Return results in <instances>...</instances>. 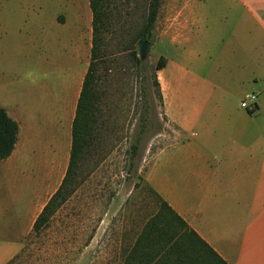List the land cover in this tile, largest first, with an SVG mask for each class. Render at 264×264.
Returning a JSON list of instances; mask_svg holds the SVG:
<instances>
[{
  "label": "crops",
  "instance_id": "obj_1",
  "mask_svg": "<svg viewBox=\"0 0 264 264\" xmlns=\"http://www.w3.org/2000/svg\"><path fill=\"white\" fill-rule=\"evenodd\" d=\"M167 5L166 36L183 43L189 73L198 70V88L190 91L199 99L192 113L172 120L180 127L178 138L153 155L146 184L227 264H264V0H168ZM91 40L89 27L82 43L87 56L80 57L82 46L77 53L86 62L82 73L72 69L59 86L43 87L39 99L31 85L14 103L6 88L0 93V108L18 124L14 150L0 161V264L19 253L65 176ZM179 69L178 63L159 71L167 108L166 73ZM186 81L182 76L181 85ZM211 84L221 98L217 114L203 116ZM237 92L239 105L230 110L224 98ZM250 93L257 96L252 114L240 106ZM196 124L198 134L187 135L186 128Z\"/></svg>",
  "mask_w": 264,
  "mask_h": 264
},
{
  "label": "rangeland",
  "instance_id": "obj_2",
  "mask_svg": "<svg viewBox=\"0 0 264 264\" xmlns=\"http://www.w3.org/2000/svg\"><path fill=\"white\" fill-rule=\"evenodd\" d=\"M162 1L152 45L141 53L137 44L140 59L151 68L147 92L155 122L136 168L128 171L126 152L141 114L140 81L131 72L119 73L104 85L108 132L102 151L84 162L68 200L38 233L30 232L24 238L21 250L9 264H124L141 221L157 209L145 173L153 155L178 138L180 127L173 121L192 113L199 99L190 91L198 88V70L191 75L184 62L183 43L168 40V0ZM89 27V0H0V93L6 88L14 103L22 89L31 85L33 96L39 99L43 87L59 86L72 69L77 67L80 75L86 62L79 58L88 53L87 44L82 43ZM79 46L81 56L77 57ZM160 56L166 58L169 68L180 64L178 71L166 73L170 83L167 96L171 99L168 108L161 85L162 105L151 86L153 67ZM182 76H186L189 88L181 85ZM210 87L203 116L216 115L221 98L220 91L212 84ZM240 95L237 92L224 98L230 101V110L235 103L239 105ZM185 133L197 135L198 125L186 128Z\"/></svg>",
  "mask_w": 264,
  "mask_h": 264
},
{
  "label": "trees",
  "instance_id": "obj_3",
  "mask_svg": "<svg viewBox=\"0 0 264 264\" xmlns=\"http://www.w3.org/2000/svg\"><path fill=\"white\" fill-rule=\"evenodd\" d=\"M162 3V0H89L92 35L89 65L72 123L69 163L59 189L36 218L31 232L38 233L48 223L73 192L71 187L77 182L84 162L93 153L102 151L108 132L104 85L119 73L131 72V76L136 75L140 81L141 114L126 152L128 171L136 168L147 133L155 122L147 92L151 68L140 59L137 44L140 40H151ZM165 65L166 58L160 56L151 75V86L160 105L162 95L157 72ZM17 136L18 124L0 108V161L10 157ZM150 190L156 197L157 209L141 221L133 243L126 250L124 264H227L154 190Z\"/></svg>",
  "mask_w": 264,
  "mask_h": 264
},
{
  "label": "built area",
  "instance_id": "obj_4",
  "mask_svg": "<svg viewBox=\"0 0 264 264\" xmlns=\"http://www.w3.org/2000/svg\"><path fill=\"white\" fill-rule=\"evenodd\" d=\"M257 96L253 93L246 94L241 100V108L247 110L248 113L252 114L257 108Z\"/></svg>",
  "mask_w": 264,
  "mask_h": 264
},
{
  "label": "water",
  "instance_id": "obj_5",
  "mask_svg": "<svg viewBox=\"0 0 264 264\" xmlns=\"http://www.w3.org/2000/svg\"><path fill=\"white\" fill-rule=\"evenodd\" d=\"M139 49L141 53H145L148 48L152 45L150 41L140 40L138 41Z\"/></svg>",
  "mask_w": 264,
  "mask_h": 264
}]
</instances>
